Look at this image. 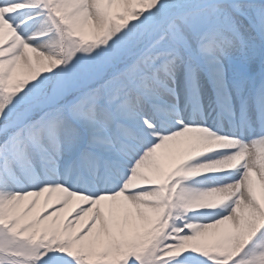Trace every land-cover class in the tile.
<instances>
[{
    "label": "snow or ice",
    "instance_id": "obj_1",
    "mask_svg": "<svg viewBox=\"0 0 264 264\" xmlns=\"http://www.w3.org/2000/svg\"><path fill=\"white\" fill-rule=\"evenodd\" d=\"M0 264H264V0H0Z\"/></svg>",
    "mask_w": 264,
    "mask_h": 264
}]
</instances>
